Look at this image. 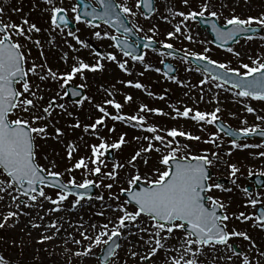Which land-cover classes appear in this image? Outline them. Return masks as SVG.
I'll return each mask as SVG.
<instances>
[{"label": "rangeland", "instance_id": "rangeland-1", "mask_svg": "<svg viewBox=\"0 0 264 264\" xmlns=\"http://www.w3.org/2000/svg\"><path fill=\"white\" fill-rule=\"evenodd\" d=\"M115 1L119 3L121 10L125 6L131 9V13L126 16L136 22V31L143 38H152L164 45H181L194 55L207 56L210 60L217 61V64L238 69L239 74L247 71L243 67L244 64L257 67L255 61L264 62V34L240 39L230 48L231 51L222 50L211 43L191 16L185 19V16L179 15L181 12L186 16L193 11L200 12L203 10L201 5L207 4L205 14L215 11L218 13L216 17L219 23L225 24L232 15L242 19L261 16L264 14V0H188L187 4L184 0H155V11L150 17H145L137 7L138 0ZM53 7L65 10L68 17H71L76 24L74 31L67 28H53L51 25ZM73 8L77 10L75 0H53L52 4L46 3V0H0V21L6 25H22L26 31L29 25L35 24L40 31L28 33L31 39L17 35L19 29L13 30L11 27L8 28L9 35L13 42L22 45L21 51L25 55L26 70L35 63L44 66L37 68L38 73L44 74L48 68H51L59 77L56 80L51 77L40 80L38 75L29 73L26 78L31 90L37 92V96L43 97V99H34L35 114H42V109L49 103L53 105L50 116L32 125L33 127L48 125V135L35 138V162L42 170L60 173V179L67 184H73L71 181L74 180L75 185H80L91 180L96 184L97 191L89 199L80 200L75 207L73 205L78 198L68 194V198L59 205L53 204L45 197H40L39 193H32L37 196V200L32 201L30 199L32 194L29 196L21 194L0 169V189H3L0 190V223L4 224L0 227V231L3 232L0 249L12 246L7 253L0 252V256L4 257L7 264H32V262L41 264L45 261L54 264H102L98 255L104 244H94L95 237L104 230L101 226L107 224L110 235L118 225V218L123 215L119 210L120 206L129 212L137 211L133 204L127 203L120 195L121 189H130L131 185L128 181L137 174V170L141 176L140 182L144 184L157 179L159 175L157 169L162 172L168 167L160 163L162 157L168 155L172 148H179L177 152L179 158L207 155L213 161L210 168L214 175L208 183L215 185L217 177L230 179V185L223 186L222 189L213 187L206 192V195L224 204L223 212L229 217L224 223L229 232L233 230L245 232L250 237V239L240 236L230 238L229 243L240 248L238 254L233 251V246L227 248L224 245H216L215 251L206 247L204 249L206 256L197 257L198 264H243L245 257L249 264H264V228L256 223L254 216L257 204L264 206V188L253 190L251 193L244 189L245 184L248 183L247 175L255 172L264 174L262 141L255 138L245 139L237 142L241 147H236L228 137L217 131L214 123L191 119L196 111L212 113L219 108L218 119L237 130L245 127L263 128L264 119L258 117H264V101L240 97L237 95V90L211 79L188 61L164 56L160 51H145L142 61L126 57L112 41V36L115 34L113 30L103 23L95 26L86 21H77ZM25 19L28 20L26 25L23 24ZM177 26L180 28L178 32ZM69 32L74 35H69ZM98 32L100 36L96 35ZM169 33L174 35L169 36ZM76 37H79V40ZM37 40L40 42L39 45L35 43ZM79 41H84L87 47ZM110 54L116 59H108ZM166 59L177 67V74L171 78L166 77L161 71V61ZM98 60L103 64L102 69L98 68L95 71L90 68L82 69L68 81L72 85H83L82 88L86 91L84 99L71 102L65 98L64 74L70 73L72 67L78 66L80 61L91 66ZM122 63L125 66L123 69L120 67ZM128 81H132V85L127 84ZM137 82L143 87L136 88L134 85ZM217 84L220 87H217ZM16 88L22 92V83H17ZM128 95L132 97L131 101L125 100ZM24 96L32 98L28 93ZM107 100H112L114 103L107 104L105 103ZM117 103L122 105L119 111L115 108ZM60 104L64 105V109L59 107ZM98 105L104 107L110 115L105 116L101 113ZM141 105H147V109H161L163 114L147 109L141 111ZM186 107L193 110L189 117L178 115L177 110L183 112ZM248 107H252L254 111L248 112ZM117 114L126 118L143 116L145 120L141 127L138 126L141 124L139 120H113L111 117ZM18 117L31 119L30 113L21 111L19 107L9 115L10 119ZM101 117H103L102 123L98 124L95 130L89 128L85 132L86 125L96 123ZM207 119L210 120L211 116ZM77 122L80 126L72 127ZM149 126H156L158 132H149L147 130ZM56 128L62 129L63 132L59 138L55 132ZM171 129L191 133L193 136H199L200 139H189L187 136L173 138L167 135ZM154 135L164 136L166 140H171L172 144L165 148L160 141L145 139ZM121 136L124 137L125 142L119 148H112L113 161L107 160L104 148H99L97 153H93V146H99L101 143L112 145L117 143ZM150 143L153 149L143 151ZM157 148L160 150L156 151ZM70 150L71 156H69ZM137 151L141 152V156L132 161ZM214 153L217 155H213ZM81 158L84 159L86 168L75 167ZM145 160L147 163L144 162ZM115 164L123 167L114 168ZM230 165H235L238 169L235 176L232 175ZM95 167H100L101 171L94 172ZM42 172L47 174L46 171ZM109 172H115L116 178H109L107 175ZM108 184H112V188L109 189ZM40 188H43L45 196L51 197L52 200L58 199V194L62 193L47 186ZM13 197L18 199L14 200ZM252 200L257 203L253 205ZM57 207L60 209L57 212L59 220L61 222L69 220L74 232L62 235L60 231L69 229L68 226L63 228L58 224L59 228L48 227L52 222H56L50 212H54ZM10 212L16 215L9 217L5 222L4 218ZM241 213L253 218L244 220L240 217ZM27 219L29 223L26 222ZM126 223L127 227L120 229L122 233L120 247L105 264H173V259L179 258L184 251L180 247L185 235L183 229L174 230L171 238L163 241L165 248L151 255L154 243H148V240L149 233L155 231L152 228L155 222L149 216L141 214L137 221H126ZM33 224L40 227H33ZM79 228H82V231ZM124 228L130 231L133 242L126 239ZM141 229H149V231H141ZM44 236L53 238L41 242ZM85 236H90L92 239H85ZM102 240H108V236H103ZM90 244L93 245L91 253L76 255L77 252H83ZM16 246H20V253L13 248ZM195 247L197 246L194 245L193 248ZM166 249L171 250L166 251ZM132 252L137 255L133 256ZM142 257L148 258L142 259ZM187 259H192L191 253L184 256V260ZM184 260L181 264H184Z\"/></svg>", "mask_w": 264, "mask_h": 264}, {"label": "snow or ice", "instance_id": "snow-or-ice-1", "mask_svg": "<svg viewBox=\"0 0 264 264\" xmlns=\"http://www.w3.org/2000/svg\"><path fill=\"white\" fill-rule=\"evenodd\" d=\"M185 4L188 3V0H184ZM46 3L52 4L53 0H46ZM100 3L104 5V9L102 12L97 13L93 8L91 12H87L86 14L92 16L93 18H99L105 20L107 23H112L113 19L118 23L121 27H124V19L121 17L120 12L117 11L118 5L113 3V0H100ZM141 4L149 11L153 10L154 0H138L137 7H140ZM202 11L200 12H190L187 16L185 13L181 12L179 15L185 16V19L188 16H191L192 19H195L197 16H204L207 11L208 5L202 4ZM52 16L51 21L54 27H59L57 23L58 19L62 21L64 24H67V20L64 16H58L59 13L64 11L61 8L53 7L51 9ZM76 8H73V12H76ZM123 13L128 14L131 13V9L128 7L122 8ZM211 16H217L218 13L213 11L210 13ZM81 19L80 15L77 14L76 20L79 21ZM226 23L229 25H233L234 27L230 31H224L223 29L217 28L215 25L213 26V30L216 31L217 37L223 41H227L229 39H233L240 32H245L249 30V26L253 24L264 26V14L259 17L249 16L246 19H242L237 15H232L231 18L226 20ZM23 24H28V20L25 19ZM11 27L13 30L19 29L16 32L17 35L26 36L28 39H31V36L27 35L28 33L35 31L39 32L40 29L35 25L31 24L27 28V31L24 29L22 25H6L0 23V32L5 33L4 38L0 39V168L4 170L14 181L20 184L23 187L27 184L29 191L23 193L25 196H29L30 193H35L37 191L35 185L37 182L41 184L46 183L45 176L41 175L40 166L35 162V138L36 136H47V128L48 125H39L33 127V123L42 119H46L50 116V109L53 107L52 103H49L47 107L42 109V114L37 115L33 111L36 108V104L34 103V99H43L42 96H37V92L31 90V85L29 81L26 79L29 73L34 75H38L40 80H46L51 77L53 80L58 79L56 72H53L51 68H48L46 73L40 74L37 72V68H43V65H36L35 63L31 68L25 69V55L21 51L22 45L19 42H13L10 35L7 34L8 28ZM254 30V29H252ZM130 31L127 27H125V32ZM176 31H180L179 26H177ZM69 35H74V33L69 32ZM97 36H100V33H96ZM107 35V34H105ZM174 33H169V36H173ZM79 40V37H76ZM191 39V37H189ZM82 45L87 47L84 41H79ZM37 45H39V41H35ZM127 43V40L124 41ZM166 47L171 48V44H167ZM231 51V49H229ZM126 55L128 53H125ZM239 55V53H237ZM134 59L143 60L142 56L133 57ZM199 58L208 60L207 56H200ZM108 59L115 60V56L109 55ZM210 63L212 65H216L217 61L211 60ZM258 66L250 67L248 64H244L243 67L247 69L246 72L243 73V76L250 77L253 73H259L261 70H264V62H260L259 60L255 61ZM120 67L123 69L124 64H120ZM221 69L225 70V73H217L216 79H225L227 73L236 72L238 73V69L229 68L225 64H219ZM91 69L95 71L96 69L103 68V64L97 61L94 65H88L83 61H80L78 66L74 65L70 73L64 74V84H67L69 80H71L77 73H80L82 69ZM127 71V69H125ZM201 70V69H198ZM204 72H209L210 69L204 67L202 69ZM157 71H159L157 69ZM171 78V77H170ZM18 81H22L23 91H19L16 88V84ZM127 84L132 85V81H128ZM136 88H142L143 85L140 83H136L134 85ZM83 87V85L81 86ZM217 87H220L217 84ZM234 87L239 89L237 95L240 97H252L256 100H264V75L259 76L258 78H253L249 80H238L234 82ZM25 93H28L32 98H28L24 96ZM67 95V92L64 93ZM73 95H79L73 91ZM151 95V93H149ZM21 97H24L21 99ZM55 99V98H53ZM126 101H131L132 97L130 95L125 97ZM107 104H113L112 100L105 101ZM20 108L21 111L29 112L31 115L30 120H25L23 118L10 119V113L14 112L17 108ZM59 107L64 109V105L60 104ZM101 113H104L105 116L110 115L107 113L106 109L102 106H97ZM115 108L119 111L122 108V105L115 104ZM147 109V105H141L140 110L144 111ZM148 111L162 113L161 109H147ZM178 115L183 117H189V114L193 111L190 108H185L183 112H179ZM220 111L217 108L212 113H203L200 111H196L195 115L191 117V119L196 121H205L207 123H213L218 119L217 113ZM248 112H253L254 109L252 107L247 108ZM208 116H211V119H207ZM113 120H132L141 122L138 126H143V121L145 117L143 116H131L125 117L123 115H113L111 117ZM258 119H264V117H258ZM103 117L97 119L96 123L92 125H86L84 130L87 132L89 128L95 130L98 124H101ZM79 122L72 127H79ZM114 130V129H113ZM149 132L157 133L158 129L156 126H149L147 129ZM222 130L226 132L229 136H234L230 129H225L222 126ZM55 132L57 134V138L63 134L62 129L56 128ZM240 134L248 135L256 132L255 128L245 127L239 130ZM168 136L175 138L176 136H187L189 139L199 140V136H193L191 133H185L183 131H178L177 129H171L167 132ZM261 135H264V131L261 132ZM145 139H154L156 141H160L165 148L170 147L172 144L171 140H166L164 136L154 135L153 137H145ZM124 137L121 136L120 140L117 143L112 145H107L106 143H101L99 146H93V153H97L99 148L107 149L111 148H119L121 144H123ZM213 143L215 141H212ZM231 143L236 147H241V145L237 144V141L233 139ZM243 147H248V145H243ZM153 149V145L150 143L147 149L143 151H151ZM159 151L160 149H155ZM179 148H172V150L162 157L160 163L169 166L170 160L175 163L174 169L172 167H167L166 170L159 173L158 178L150 181V186L143 187L139 191H133L132 189H121L122 192H128L130 195V202H135V206H137L138 210L135 212H129L123 206H120L119 210L123 213L118 218V225L111 231L110 235L107 231L108 225H102L103 231L100 232L99 235L95 237L94 244L100 245L105 244L108 245L109 241L112 240L113 237L122 235L120 229L123 227H127L126 221L135 222L137 218L141 216V214H147L152 221L155 223L152 225V228L155 231L149 233L148 243H154V247L151 250V255H154L158 250L164 249L165 244L163 241L171 238L172 233L176 229H185V235L180 243V247L184 250L179 258L173 259V264H181V261L184 260V256L191 253L192 259L184 260V264H198L197 257L206 256L204 249L207 247L213 251L216 249V245H224L227 248H232V245L229 243V240L233 236L244 237L245 239H250L247 233L238 232L233 230L229 232L227 230V225L224 221L228 220V216L218 215L217 208H224V204L215 200L212 197H208V199L212 203L211 209L205 205V190H211L213 187L217 189H222V185L217 183L215 185L208 183L210 176L208 172V166L213 163L211 159L207 155L201 156H192V157H183L178 158L177 152ZM217 155V154H213ZM264 155V153H261ZM69 156H71V150L69 151ZM141 156V152L137 151V153L132 157V161H135L137 157ZM147 163V160L144 161ZM95 163V161H93ZM131 163V161H130ZM76 168L87 167L84 162V159L81 158L76 165ZM123 167V165L115 164L114 168ZM232 168V175L235 176L238 169L235 165H230ZM47 172V175L50 177H58L60 173L51 172L47 170H43ZM94 172L99 173L101 171L100 167H95L93 169ZM109 178L115 179L116 173L109 172L107 174ZM141 176L139 171L137 170V174L131 177L128 181L130 185H134L137 181H140ZM235 182V181H233ZM54 186L62 189L63 192L58 194V199L52 200L51 197H46L43 188L39 189V196L45 197V199L51 200V202L55 205H59L60 202L66 200L67 193L71 190L68 189L66 184H61L59 180H53ZM71 183L75 184V181H71ZM94 182L91 180L85 181L83 184L77 185L80 188H87L92 185ZM11 186V185H10ZM107 187L112 188V184H108ZM3 190V189H0ZM245 191H247L245 189ZM80 199L76 200L73 207L80 203V200L84 198V193L79 194ZM99 199H103V197H98ZM13 199H18V197H13ZM32 201L37 200V196L32 194L30 196ZM119 199V197H117ZM251 203L255 205L257 201L252 200ZM19 207V205H17ZM55 211H59V207L54 209ZM101 215L103 213H100ZM16 215V213H9L8 216L4 218V221L7 222L9 217ZM244 220L252 219L253 217L245 216L243 213L240 214ZM255 220L259 224L261 228H264V215L256 216ZM4 224L0 223V227H3ZM33 227H40V225L33 224ZM48 227L56 228V222H52ZM96 227V225H93ZM58 230V229H57ZM141 231H149V229H141ZM165 233V235H162ZM107 235L108 240H102V237ZM53 237L44 236L42 237L41 242L43 240L52 239ZM85 239L91 240L92 237L85 236ZM76 243H80V241H76ZM254 244V242H253ZM195 249L193 248V246ZM93 245H89L83 252H77L76 255H88L92 251ZM119 248V244H115L113 247H108L106 255L104 257L105 261H108L110 257L114 256L115 249ZM171 249H166V251ZM179 251V249H176ZM234 251V249H233ZM133 256H136L137 253L132 252ZM148 257H142V259H147ZM0 264H7L4 257L0 256ZM243 264H249L247 257L244 258Z\"/></svg>", "mask_w": 264, "mask_h": 264}, {"label": "water", "instance_id": "water-1", "mask_svg": "<svg viewBox=\"0 0 264 264\" xmlns=\"http://www.w3.org/2000/svg\"><path fill=\"white\" fill-rule=\"evenodd\" d=\"M78 2L80 3V9L78 11V14L80 15V17H85L88 20L93 21L94 23L101 22V21H104L105 22V20H103V19L93 18L92 16H89V15L86 14V8L87 7H90L91 4L86 3L83 0H78ZM113 3L116 4L115 1H113ZM141 8H142V10L145 11V13L147 15H149V14H151L153 12V10L152 11H149L147 8H145L143 6V4H141ZM103 9H104V5L101 4V8L99 10H96V12L97 13H100V12L103 11ZM92 10L93 9H92V6H91L90 10L87 11V12H91ZM61 14L66 19L65 14H64L63 11L61 12ZM120 15H121V13H120ZM121 17H123V16L121 15ZM196 18H198V17H196ZM198 19L200 20V24H201L202 28H205L207 26V28H208L207 30L211 34V38H212L213 42L216 45L218 44L221 47H228V46H230L232 43H234V42H236L238 40V37L239 36H248L249 34H252V33H257L258 34L259 32H262V28H260V27H258V28L249 27V30L248 31L240 32L233 39H229L227 41H223V40H221V39H219L217 37V33H216V31L213 30V26L215 25L217 28L223 29L224 31H230L234 27L233 25L227 24L226 26L221 27V26H219L217 24V22L215 20V17H213V16L206 17V19L205 18H198ZM105 23H107V22H105ZM62 24H64V23L62 22ZM108 24H110L111 26H113L116 29V31H118L120 33H125L126 35H129L130 37H132V39H136L137 42L140 43V45H138V46H133V44L132 43H129L128 41L125 44L124 43V41L126 40L125 38L121 39V38L115 37L114 38L115 39V42L121 47V49H123V51L125 53H128V54L129 53H132L135 56H141L142 55L141 47H143V46H149V47H155V46H157L156 42L154 43L153 41H150V40H146V39L142 40V39L138 38L136 36V34H134V32H132V30L129 28L128 22H126L125 19H124V27H121L118 23H116L115 22V19H113V22L112 23H108ZM125 27H127L128 29H130V31L125 32ZM252 29H254V30H252ZM162 50L163 51H168V52H170V53H172L174 55L177 54V55H182L183 56V54L180 53L179 51L172 50L171 48H168V47H165V48L162 47ZM187 58L189 60H191L196 66H199L202 69L204 67L209 68L210 69L209 73L214 78H216L217 73H221V74L225 73V70L224 69H221L217 65H212L210 62H207L205 60H201L199 58H194V57H191L189 55H187ZM164 65H165L166 72H168L169 74H174L175 73V71H174L175 69H174V67L172 65H170L167 62ZM261 75H264V70H261V72H259V73H253L252 76H250V77H245V76H241V75L238 76L237 74H235V73L232 72V73H227L226 74V78L225 79H220V80L224 81L225 83H227L229 85L234 86V82L235 81L242 80V79L243 80H249V79H253V78H258ZM68 87L69 88L67 89V92L69 90V93H70L71 87H70V85H68ZM73 91H75L76 93H79V95H73ZM73 91L71 93V97H73L74 99L75 98H79L81 96V91L78 88H77V90H74L73 89ZM217 125H218V127H219V129L221 131H222V126L225 129H229V127L227 125H224L222 122L217 121ZM231 131L233 133H235L234 136H230V137H233L234 139H242L244 136H253V135H258V136H261V137L264 138V135H261V132H259V131L258 132H255L253 134H248V135L240 134L239 132L234 131L233 129ZM108 153H109V158L112 159V151L111 150H108ZM169 165H171V167L174 169L175 163L173 161L170 160ZM41 175H43L42 172H41ZM209 176H211L210 172H209ZM54 179L55 180H59V182L61 184H63L60 181V179L57 178V177H55V178H53V177H45V181H46L47 185H51V186H54V183H53V180ZM249 180H253L254 182H256V186H264V176H261V175L251 176V177H249ZM14 182L18 186V188L21 189L23 192L29 191L27 184H25L23 187H21L19 183H17L16 181H14ZM219 182L220 183H224V182H226V180H219ZM39 184H40V182H39ZM35 187H36L37 192H38V182L35 185ZM143 187H145V186H142L141 188H143ZM68 189L71 190L69 193H73V194H77V195H79L80 193H84V197H89V195H91L92 193L95 192V186L94 185H90L87 188H80V187H75V186L74 187H70V186H68ZM132 190L133 191H136L135 188H133ZM125 195L128 197L129 200H131L130 195H129L128 192L125 193ZM257 213H258L259 216L260 215H264V211H263V209L261 207L258 208ZM217 214L218 215H222L221 208H217ZM119 243H120V241H119V237L118 236L112 238L111 242L108 245H106V247L103 249V251L105 253L103 254V256H100L101 262H105L104 257L106 255L107 248L108 247H113L115 244H119Z\"/></svg>", "mask_w": 264, "mask_h": 264}, {"label": "bare ground", "instance_id": "bare-ground-1", "mask_svg": "<svg viewBox=\"0 0 264 264\" xmlns=\"http://www.w3.org/2000/svg\"><path fill=\"white\" fill-rule=\"evenodd\" d=\"M58 211H54V212H50L51 213V216H53L54 215V219L56 220V222H57V224H56V227L57 228H59L58 227V224H59V226L61 225L63 228H66L67 226L69 227V229H67V230H62V231H60L61 233L60 234H62V235H65V234H67V233H69V232H74V228H73V226H72V224H71V222L69 221V220H64V222H61L60 220H59V215H58V213H57ZM69 219V218H68ZM27 223H29V219H27V221H26ZM86 226H87V224H86ZM80 229V228H79ZM123 230H125V232H126V239L129 241V242H133V240H132V238L130 237V231L127 229V228H124ZM68 231V232H67ZM80 231H82V228L80 229ZM76 232V231H75ZM88 235H91V234H88ZM126 247V246H125ZM126 249H127V247H126Z\"/></svg>", "mask_w": 264, "mask_h": 264}, {"label": "trees", "instance_id": "trees-1", "mask_svg": "<svg viewBox=\"0 0 264 264\" xmlns=\"http://www.w3.org/2000/svg\"><path fill=\"white\" fill-rule=\"evenodd\" d=\"M41 264H51L50 261H45V263H41Z\"/></svg>", "mask_w": 264, "mask_h": 264}]
</instances>
